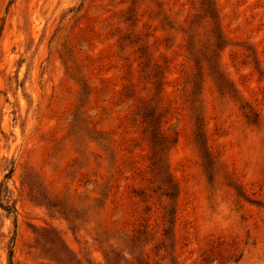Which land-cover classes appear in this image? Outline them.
Returning <instances> with one entry per match:
<instances>
[{
    "label": "rangeland",
    "instance_id": "1",
    "mask_svg": "<svg viewBox=\"0 0 264 264\" xmlns=\"http://www.w3.org/2000/svg\"><path fill=\"white\" fill-rule=\"evenodd\" d=\"M211 3L0 0V264H264V0Z\"/></svg>",
    "mask_w": 264,
    "mask_h": 264
},
{
    "label": "trees",
    "instance_id": "2",
    "mask_svg": "<svg viewBox=\"0 0 264 264\" xmlns=\"http://www.w3.org/2000/svg\"><path fill=\"white\" fill-rule=\"evenodd\" d=\"M200 3L201 4H204L205 5V8L207 9V10H209V11H212V9H213V5H212V3H211V0H204V2L202 3V0H200ZM210 18H213V15H210ZM189 24H191L190 22H189ZM192 36L194 37L195 36V33L191 30V33H187V37H186V43H187V45L185 46V49H187V51H188V53L190 54H192V52H191V50H192V48H191V50H190V48H189V46H188V44L190 43V41H191V39H192ZM217 38H218V36L216 35V34H213V41H214V43H215V41L217 40ZM212 45H214L213 43H212ZM211 67L213 68V71L215 72V73H217V75L220 77V80H222V81H225V78H224V76L222 75V73L221 72H219V68H218V65H217V63H216V61H215V59H213V57H212V63H211ZM159 84V83H158ZM154 98H156L155 99V103H154V109L152 110V112L150 113V114H148V116H150L151 118H152V120H154V121H151L150 123H149V125H151L152 126V134H151V136L153 137V139H155L156 140V142L158 143V145L160 144V145H162V144H164L165 143V141L167 140L166 138V135H165V133H164V130L163 129H161L160 127H159V125H155V123L157 122V119H158V117H160L161 116V106H160V103H159V99L160 98H158V92H156L155 93V97ZM156 109H158L157 111H156ZM156 111V114H154V112ZM195 128H196V126H195ZM197 129V128H196ZM196 129L193 131V133H194V136H193V139H194V141H195V143H196V141L198 142V137H196ZM198 136V135H197ZM159 151H158V157H156V159H155V162H158L159 163V165L161 166V165H163V158H164V155H163V150H162V146L158 149ZM156 155V154H155ZM10 173H11V168L8 170V172H6L4 175H3V177H8L9 175H10ZM166 182V181H165ZM170 182V184H169V187L171 188V186H172V184H171V181L170 180H168V182L167 183H169ZM1 185H2V182H0V187H1ZM166 196H168L169 198H171V196H172V194L171 193H166ZM173 201V200H172ZM170 204H169V202L165 205V207L163 208V211H162V213L160 214V219H159V223L162 225V228H161V230H162V234L164 235V234H166L167 233V227H168V225H169V223H171V218H173V213L175 212V207H174V205H172V207H170L169 206ZM0 206L3 208V209H11V210H14V207H13V205L12 206H8V205H2V203L0 202ZM10 255V250L8 251V256ZM155 264H159V263H155ZM160 264H175V261L173 260V259H170L169 260V262L168 263H160Z\"/></svg>",
    "mask_w": 264,
    "mask_h": 264
}]
</instances>
